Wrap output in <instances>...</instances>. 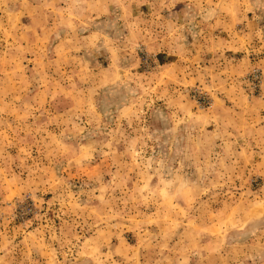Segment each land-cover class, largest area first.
Wrapping results in <instances>:
<instances>
[{
	"label": "rangeland",
	"instance_id": "obj_1",
	"mask_svg": "<svg viewBox=\"0 0 264 264\" xmlns=\"http://www.w3.org/2000/svg\"><path fill=\"white\" fill-rule=\"evenodd\" d=\"M31 2L0 0V264H264V0Z\"/></svg>",
	"mask_w": 264,
	"mask_h": 264
},
{
	"label": "crops",
	"instance_id": "obj_2",
	"mask_svg": "<svg viewBox=\"0 0 264 264\" xmlns=\"http://www.w3.org/2000/svg\"><path fill=\"white\" fill-rule=\"evenodd\" d=\"M47 1H53V0H47ZM113 1H115V4L110 3V1H108V0H97V1L93 0L94 10L97 13H101V15L95 16L93 20L102 19L103 18L102 15H104V14H106L108 12H113V11L118 12L119 11V12H123L124 14L119 17L120 21H117L118 27L119 28H120V26L122 27V25H120V22L123 23V24H124V22H128V25H131V23L129 21L133 20V17H131V15H130L131 13L133 14V12H134L133 5L130 4L129 2H127L124 5V7H121V6H117L118 5V0H113ZM37 2H38V0H32L30 5L32 7H38ZM162 21L166 22V21H170V20H167L166 18H163ZM178 32H179V27H178ZM170 34L171 33H168L164 37L165 38L169 37Z\"/></svg>",
	"mask_w": 264,
	"mask_h": 264
}]
</instances>
